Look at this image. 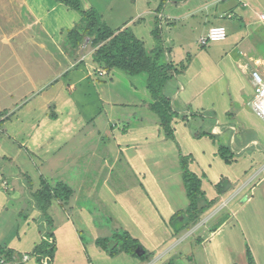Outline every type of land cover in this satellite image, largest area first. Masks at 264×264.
<instances>
[{
    "label": "crops",
    "instance_id": "1",
    "mask_svg": "<svg viewBox=\"0 0 264 264\" xmlns=\"http://www.w3.org/2000/svg\"><path fill=\"white\" fill-rule=\"evenodd\" d=\"M81 1L85 11L95 10L92 6L95 1L99 2L100 11L95 10L98 13L102 11L103 15H108L112 9L110 0L104 12L103 0ZM121 2L127 8L128 0ZM235 2L219 16V21L230 22V18L227 19L229 14L236 20L238 17L249 25L254 24L261 9L250 5L255 0ZM129 3L133 11L129 13V8L124 9L125 12L118 17L104 15V24L114 31L128 30L145 46L146 31L151 30L155 36V31L159 30L164 54L171 56L169 61L173 63L176 60L172 46L175 40L166 32L175 34L183 21H190L196 11L207 5L205 0H130ZM112 17L116 24L111 22ZM83 21L80 13L56 0H0V60H4L0 68L7 60H16L18 71L13 65L7 68L11 71L7 75V80H10L7 82L11 84L7 92L11 98L8 106L16 104L14 98L19 100L11 115L9 108L2 111L7 115L8 132L4 137L0 136V216L9 210L10 205L13 215L19 213L23 207L21 195L28 183L33 185L31 197L34 201L32 213L25 221L20 219L22 214L19 213L17 223L0 222V249L14 252V258L19 255L30 257L24 264L31 260L39 264L33 252L41 243L37 242L40 235L41 241H55L57 250L52 264H59L63 251L64 256L75 257V252L80 251L79 242L82 239L78 235L83 226H90L93 237L98 235L93 215L86 218L82 212L84 220L80 224L79 214L74 220L70 212L64 211V204L53 200L46 219L34 196L43 189L44 182L48 184L54 177L73 191L72 201L75 202L76 195L91 188L93 178L102 177L103 199L106 197L118 209L107 201L113 213V231H107L100 224L103 237L97 240L110 238L113 232L124 230L139 240L152 257L160 258L174 252L171 256L174 258L170 260L179 264L183 256L176 255L171 247L175 243V247L180 246L183 240L178 241L181 234L176 235L171 224L179 212L190 207L182 181L181 160L185 158L190 172L202 182L205 202L201 208L206 209L202 213L204 220L192 232L194 239L197 235L195 245L198 250L193 253L189 248L188 259L194 256L193 264H237L232 258L235 248L241 247V264H248L250 252L258 264H264V141L240 140L235 126L227 121L238 120L243 109L238 107L235 117L231 118L226 111L225 119H221L217 117L219 114L213 101L219 96L206 93L203 89L196 94L200 101L195 100L193 109H188L178 98L187 92L188 85L193 82L183 78L187 82L182 83V94L174 93L171 84L166 89L172 111L177 115L172 121L175 138H167L159 116L151 109L155 100L148 90L147 81L144 88L132 86L124 89L127 83L122 75L124 73L98 66L93 59L94 49L80 52L79 48L85 46L83 42L88 40L87 36L75 49L69 36L84 26ZM166 23L168 26H164ZM216 26L224 25L221 22L211 25L199 19L192 26V32L200 33L197 42ZM237 29L243 31L238 35V41H248L247 29L238 26ZM180 30L176 35L180 36ZM227 30L228 37L231 31V37H235L233 29ZM244 33L246 36H243ZM154 47L151 45V50ZM198 57L195 56L194 60H200ZM194 60H190L187 71L197 63ZM221 60H234V57H223ZM236 60L240 70L245 74L251 73L249 65L243 64V61L249 60L248 56L241 51ZM101 72L106 75L100 76ZM111 74L112 82L105 83L104 80ZM26 87L29 91L22 92ZM28 95L31 96L29 99ZM238 98L240 100L241 96ZM250 103L249 107L255 113ZM189 110L196 112L199 118L193 127L189 125L191 119L188 115L192 113ZM207 110L214 114L210 116ZM228 130L232 131L230 135L226 133ZM215 137L223 140V146ZM206 140L211 143H205ZM122 159L137 183L126 188L128 177H118L119 184L124 182L123 187L114 190L106 180L115 176L117 169L121 170L118 174L130 176L119 166ZM68 170L74 175L83 172L82 176L89 179L74 190L63 179V173ZM6 172L9 176L5 175ZM14 203L19 205L17 209ZM58 207L61 211L57 210ZM30 218L35 224L38 220L44 222L49 231L41 234L40 227L32 228ZM49 222L54 227L53 238L47 235L51 233ZM21 232L25 235L24 240L20 237ZM226 233H229L227 237ZM95 247L99 248L98 245ZM101 251L106 254L103 249ZM144 263L147 264L132 259L131 264ZM88 264H94L90 257Z\"/></svg>",
    "mask_w": 264,
    "mask_h": 264
},
{
    "label": "rangeland",
    "instance_id": "2",
    "mask_svg": "<svg viewBox=\"0 0 264 264\" xmlns=\"http://www.w3.org/2000/svg\"><path fill=\"white\" fill-rule=\"evenodd\" d=\"M110 1L112 3L109 4V6L112 9H110L108 15L104 14L105 16H114V17L121 16L125 12L124 9H127V8L130 9L129 13L133 11L132 10L133 6L129 3L130 0H128V3L126 5L127 8L126 7L124 8L125 5L122 4L121 0H117L116 3H115V0H110ZM205 1L207 2V5L205 6V8L199 11H196V13L194 14L195 17L191 18L190 21H183L180 24L176 32L181 29L180 30L181 32L179 31L181 37L179 36V34L176 35V32L175 34L166 32V35H169L170 38H174L175 40V44H172V46L174 47V55L176 58L174 63L176 65H179V64L182 65L184 63L188 64L191 59L194 60L195 56H199L198 58L200 59V60H194L197 63H194V66L189 71L180 75L178 79L174 78L173 81L170 83L171 88L174 93L179 92V94H182L183 93L182 83L183 82L186 83L187 81H190V80L193 82L191 85H188L187 92L183 93L182 97L178 98L184 104V106H186L188 109H193V103L195 102V100L200 101L201 98L196 97L197 96L196 94L200 93L202 89L205 90L206 93L211 92L210 93L211 95L216 94L219 97L213 98V101L217 109V114H219L217 117L221 119H225L226 111L228 112L227 114L228 118H231V117H235L236 110L238 107L239 109H243L238 115V120L234 118L227 119V121H231L229 125L232 124L235 126L237 130L236 133L239 134L240 140L244 139L245 141H248L251 139H256L259 141V143H262L264 141V122L259 117H257L255 113H253L251 107H249V103L252 101L255 95V88L253 87L251 83L252 70L256 69L260 73L264 74V0H255V2H250V5L258 6L259 8H261L260 11H258L256 14L254 24H250V25L247 24L243 19H240L237 17V20H236L235 16L230 17L229 14L227 15L228 17L227 19L229 20L230 18V22L219 21V16L221 14H224L227 8L232 7L233 6L232 4L236 3L235 0H229V1L228 0H225V1L218 0L215 2H212L211 0H205ZM98 3H99L98 1H95L92 6H94L95 10L100 11L98 9ZM202 3L204 4L205 2L203 1ZM103 4L105 6V9L103 10L104 12L105 10H107L108 0H103ZM101 12L98 13V15L102 17L104 15ZM118 13H120V15H118ZM80 16L83 17L81 14ZM199 19L200 21H204L205 23H209L211 25H214L217 22H221L222 25L226 27V29L228 28L229 30L233 29V33L235 37H231L232 35V31H231V34L229 32L230 36L228 37L227 41L221 42V43H215L208 47L203 48L199 45L198 43L199 41L197 42L196 40V38L197 39L199 38L200 33L192 32V28H193L192 26L196 25ZM110 20L113 24H116L114 22L115 20L113 17ZM231 21L235 26L231 23ZM102 22L104 23L103 17H102ZM235 22L238 25H236ZM164 26H168V24L166 23ZM237 26L239 28L241 27V28L247 29L246 30L247 36H249L248 41L243 40V39L238 41L239 40L238 35L242 33L243 31H240L239 29H237ZM150 31L147 30L145 34L146 49L148 51H152L151 45L156 46L157 44L156 37L153 36ZM249 32H251L250 35H249ZM236 36L238 37L236 38ZM243 36H246V34L244 33ZM87 38L88 40L87 41L84 40L83 42L85 43L84 44L85 46L82 47L83 46L82 45L81 48H79L81 53L83 51L87 53V52H90L92 49H94L93 44H92L93 38L91 36H87ZM241 51L244 53L245 56H248L249 60L243 61V64L249 65L248 67L251 69L250 74L249 73L245 74L243 70H240L238 68V64L236 63L238 61L236 59H238ZM1 57L2 56H0V58ZM223 57L225 58L234 57V60H221ZM171 58L167 56L166 54H164L161 60V63L166 64L170 62L169 60H171ZM210 58L215 59V60H212V61L203 60V59H210ZM213 61L216 62L217 64H215ZM218 61L220 62L218 63ZM3 62L4 60H0L1 64H3ZM15 64H16V60H7L4 66L0 68L2 70V71L0 70V79H2L0 82V112L7 110L9 108L10 112L8 110L7 111L10 115L13 113L14 109L17 108L18 101H19L17 100V98H14L16 104L8 106V103L10 102L11 98L10 96L7 95V92H8V87L11 86V84L7 82V81H10V80H7V75H9L11 71H9V69L7 68L10 65H13L14 66L13 68L15 69V71H18V68L15 66ZM122 75H123L124 81L127 82L124 89L132 88V86L140 89V88H144L146 85V81H147L146 76L131 77L125 74H122ZM183 78H187L188 80L185 81ZM112 80H113V74H111L110 77H107L104 80V82L111 83ZM21 91L28 92L29 89L26 87ZM239 96H241L240 100H238ZM30 97L31 96L28 95L27 99H29ZM189 111L190 113L192 112L191 110ZM195 113L196 112H192L191 115L187 114L188 117L191 119L189 120V125L191 127H193L196 123V120L199 119ZM207 113L210 114V116L214 114V112L209 111V110H207ZM6 116L7 115L5 114V112L0 113V123H1L0 124V136L2 137H4L3 135H6L8 132L6 122H5L7 118ZM3 122H5L4 125H2ZM229 125H227L226 127H228ZM227 129H229V127ZM229 132L231 133L232 131L228 130L226 133L230 135ZM215 140L218 142L219 145L223 146L224 143L220 137H215ZM205 143H211V142L209 140H206ZM119 166L122 168L124 172H126L130 176H127L126 174H123V173L118 174L121 172V170L117 169L115 176L108 177L106 180L107 182H109L108 184L109 187L113 188L114 190H118L123 187L122 183L124 182H121L119 184L118 177H128L126 180V185H127L126 188H130L133 185H135L137 183L136 178L133 177L134 174L131 173V171L127 169V164L124 159L120 160ZM187 169H188V166H187ZM182 170H184L183 164H182ZM82 174L83 172L79 173L78 175H74L72 171L68 170L63 173V179L65 180V182L68 183L70 187L72 185L74 190H77V185H79L80 183H83V181H85L86 179L87 180L89 179V178H85L84 176H82ZM5 175L9 176L7 172ZM59 183H64V182L59 181V179L57 180L54 177L51 179V181L48 182L50 186H54V187ZM103 183H104V179L102 177L93 178V181L90 183L91 188L88 191L84 190L83 192H80L78 195H76L77 200L75 202L72 201L74 198L73 196L74 194H73L72 199H71L72 203L68 202L64 206H62L65 212H70L72 214V217L74 220L77 219V216L79 214L80 224H82L81 221L84 220L82 217V212L85 214L86 218H88L87 215L92 214L93 221L95 222L96 227H97L96 232L98 233V235L93 237L91 235L90 226H83V229H81L82 231H80L78 235L82 239V240L79 239L80 240L79 242L80 251L75 252V257L74 255H72V256H69L68 258L67 256H64L66 254H64L63 249H61V251L63 252H61V256L59 258V264H65V258L67 261L66 264H69L70 262L72 264H88L89 257L93 260L94 264H131L132 263L133 258L128 257L127 255L125 256L120 255L118 257H110L107 253L106 254L108 256L105 253H100L102 252L101 251L102 249L100 247L99 248L101 250L95 247L97 245L96 244L97 238L103 237L102 232L100 231L101 228H99V225L102 224L101 225L102 228L106 227L107 231H110L113 227V221H112V215H111L113 213L111 212L110 208L107 206V203L108 202L110 203V201L106 197L105 199H103V193L101 190V187H102L101 185H103ZM200 184H201V189H202L201 181H200ZM32 188H33L32 183H28L24 192H22V195H21L22 196L21 198L23 199L21 201L23 202V207L19 209V213L22 214V217L20 216L21 217L20 219H22L23 221H25L31 215L32 210H33L34 201L32 200V197H31ZM90 190L92 192L91 194H88L87 192H89ZM90 195L92 196L90 197ZM92 197L93 199H91ZM99 198L102 200H100ZM14 204L17 209L19 205L16 203ZM110 205L117 207V205L112 204V203H110ZM12 210L13 209L11 208V205H10L9 210L7 212L4 211L5 214L0 216V222H6V221H8L9 223L13 221L15 223L19 222L20 220L19 215H18L19 213L16 215H13ZM57 210L61 211L59 207ZM183 210L184 211L182 212L187 211L188 214L190 213L188 210H185V209ZM189 216L190 215H188L187 217L189 218ZM107 217H109L110 219H107ZM204 218H205L204 215L201 214V216L199 217L198 223L195 224L193 228L187 229L181 233V235L178 237L179 240L177 239L178 241L183 240L180 246L175 247V245L177 244L175 243L171 247V250L173 249L175 250L176 255L180 254L183 256L182 258L183 264H193L195 260L194 256H193L194 260L193 259L189 260L187 255L189 254V248L192 249L193 253L194 251L196 252L198 250L197 245H195L197 235H195V239H194V236H192L193 235L192 232L196 230V228L199 226V223L202 220H204ZM206 218H208V216H206ZM31 220L32 218H30V221ZM107 222H109V224H106ZM31 223H32V228L37 227L38 229L40 227L41 234L47 233V231H49V227L41 220H38L36 224L33 223V221H31ZM49 225H50V228H51L50 230L52 233L54 229L53 224L49 222ZM40 233L38 231V234ZM228 234L229 233H226V237ZM20 237L22 238V240L25 239V235L22 232L20 233ZM75 239L77 240L76 236H75ZM41 240L42 239L39 235V239L37 240V242L39 243L41 242V243L38 246L43 245L44 244L43 242H49V241H41ZM81 242H82V245H81ZM49 243H51V241ZM79 243L77 244L78 246H79ZM190 244L192 246H190ZM83 246L85 247V249L83 248ZM111 246H113V243L110 244V247ZM241 250H242L241 247H237L234 250L235 254H234V258L232 259H234V261H236L237 264L242 263V259H240V256H239L240 255L239 252H241ZM225 253L229 254V252H226V251ZM173 254L174 252L171 253L170 255H166L160 258L152 257L147 262V264H167V262L170 261L171 258H174V257H171ZM250 256L252 257V259L250 258ZM72 258L74 259L75 262L72 260ZM250 259L253 261L254 264H258L257 260L254 258L251 252L247 259L248 264L250 263ZM28 260H30V257L27 258V257L19 256V257H15L14 259L7 260V262L8 263L11 262V264H22L23 262L28 261ZM42 260H46L45 262H47L48 264H52V261H51L52 259H50L49 257H44L42 258ZM136 260L140 262V260L138 259ZM182 262L180 261L179 264H182ZM25 264H37V263L35 260L33 261L31 260L29 263H25Z\"/></svg>",
    "mask_w": 264,
    "mask_h": 264
},
{
    "label": "trees",
    "instance_id": "3",
    "mask_svg": "<svg viewBox=\"0 0 264 264\" xmlns=\"http://www.w3.org/2000/svg\"><path fill=\"white\" fill-rule=\"evenodd\" d=\"M56 1L77 11L84 18V26L70 33L69 36L75 48L81 45L84 36H91L94 48L93 59L98 66L106 70L117 69L131 77H147L148 90L155 100L151 109L159 116L161 127L164 129L167 138L174 139L172 121L177 115L172 111L171 99L166 95V89L174 78L187 71L189 63L182 65H176L173 62L161 63L164 48L159 30L155 31L156 47L152 51H148L145 44L129 33L128 30H111L102 22V17L98 15L97 11H85L81 0ZM181 161L184 169L182 179L190 200L188 210L190 213L181 211L174 217L171 226L176 235L191 229L198 223L199 217L206 210L201 208L205 202V195L201 190L199 178L187 169L188 163L185 158H182ZM72 195L73 191L65 184L59 183L54 187L44 182L43 189L35 194L34 198L40 210L44 212V218L47 219V211L53 200L60 201L61 204L65 205L70 202ZM188 215H190L189 218ZM47 235L49 238L54 236L53 233ZM43 243V245L37 246L33 252V256H36L35 259L37 258L39 264H42L41 260L44 257H49L53 261L57 250L54 242ZM111 243L113 246L110 247ZM96 244L110 257L127 255L142 262H148L152 258V254L142 246L140 241L124 230L113 232L110 238L98 239ZM1 250L6 260L14 259V252ZM250 258L252 259L251 256ZM251 259L249 264H254ZM167 264L175 263L170 260Z\"/></svg>",
    "mask_w": 264,
    "mask_h": 264
},
{
    "label": "built area",
    "instance_id": "4",
    "mask_svg": "<svg viewBox=\"0 0 264 264\" xmlns=\"http://www.w3.org/2000/svg\"><path fill=\"white\" fill-rule=\"evenodd\" d=\"M228 32L225 27L218 26L212 27L208 35L202 38L199 42L201 47H208L213 43L223 42L227 39ZM104 72L100 73V76H105ZM253 87L255 88V95L252 99L251 105L256 115L264 121V75L259 71H253L251 74ZM0 264H9L5 255L0 249ZM45 264H48L47 262Z\"/></svg>",
    "mask_w": 264,
    "mask_h": 264
},
{
    "label": "clouds",
    "instance_id": "5",
    "mask_svg": "<svg viewBox=\"0 0 264 264\" xmlns=\"http://www.w3.org/2000/svg\"><path fill=\"white\" fill-rule=\"evenodd\" d=\"M216 27H218V26H216ZM222 27H224V26H222ZM227 32H228V30H227ZM200 42V41H199ZM224 42V41H223ZM219 43H221V42H219ZM213 44H215V43H213ZM212 45V44H211ZM204 48V47H203ZM254 70H252V72H253Z\"/></svg>",
    "mask_w": 264,
    "mask_h": 264
}]
</instances>
